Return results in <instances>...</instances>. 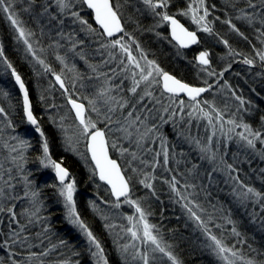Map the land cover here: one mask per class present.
I'll return each instance as SVG.
<instances>
[{"label": "snow or ice", "instance_id": "6c2138e0", "mask_svg": "<svg viewBox=\"0 0 264 264\" xmlns=\"http://www.w3.org/2000/svg\"><path fill=\"white\" fill-rule=\"evenodd\" d=\"M138 2L143 7L136 11L150 14L155 20L148 31L168 27L171 41L178 46L177 56L182 57L180 49L199 44L198 32H203L217 37L233 60L217 72L210 51H200L194 63L198 72L205 74L204 86H193L165 70L137 39L135 33L142 29L133 14L125 15L134 0H25L28 8L24 11L34 8L37 18L47 15L49 23L54 22L59 39L48 46L52 50L48 54L60 66L57 70L46 60L47 49L40 44L43 29L38 35L27 27L14 0H0V13L14 30L16 42L23 45L26 55L39 66L37 74L49 76L50 90L59 91L66 101L67 112L58 114V119L53 116L52 123L64 135L69 150L78 151L79 144L83 143L84 151L80 155L86 161L90 159L92 177L107 186L105 191L110 198H101L99 203L89 201V206L100 213L105 230L110 235L115 234V246L123 264H183L176 251L178 244L166 239L161 227L150 222L153 213L145 207L148 199H158L157 183L165 185L174 196V203L180 205L202 234L204 247L217 264H264V252L248 243L231 212L213 203L209 199L211 192L196 183L201 165L190 161V154L180 149L183 142L198 151L199 160L212 165L207 170L209 180L217 171L224 173L226 182H231L234 200L241 205L259 204L260 212L264 213V191L247 184L238 174L239 169L225 159V149L230 143L253 151L258 144L264 146V117H261L260 128L246 122L243 114L248 111L246 105L250 102L223 80L225 72L236 62V56L242 57L239 62L250 68L257 66L258 57L259 67L264 68V48L253 46L255 55L249 57L233 49L227 39L219 38L212 26L207 0H187L176 14L169 11L172 0ZM230 6L239 8L240 14L234 19L249 25L258 20L261 25L258 38L264 45V0H243V5L235 0ZM178 16L189 18L197 30H189ZM219 19L217 16L216 20ZM66 22L77 27L66 31ZM223 23L247 39L233 19H225ZM129 25H134L133 30H129ZM156 35L165 39L159 32ZM85 37L91 40L87 49ZM62 48L64 54L57 51ZM90 56L99 59L93 63ZM69 58L82 61L87 72H80L76 63L70 66ZM0 65L10 72L22 94V119L39 133L38 166L54 172L58 183L51 187L62 198L65 219L85 238L92 264H110L102 242L77 210L76 181L61 162L53 160L48 138L34 114L25 79L9 60L2 44ZM205 93L209 96H204ZM57 107L55 103L46 106L48 110ZM67 121L71 123L66 124ZM167 129H171V136ZM173 139L177 141L175 146ZM31 148L30 141L16 133L9 111L0 107V253H3L0 264H53L48 258L68 245L64 239L51 241V225L43 214L39 185L33 186L31 170H26ZM257 155L264 159V153ZM178 156L183 157V161L177 159ZM173 162L188 166L173 167ZM260 171L264 173V169ZM137 188L146 190L144 197L134 198ZM100 204L110 209L127 205L134 214L115 213L127 221L117 224L111 222V216L105 214ZM80 254L72 247L64 259L54 264H80L79 260L72 259Z\"/></svg>", "mask_w": 264, "mask_h": 264}, {"label": "trees", "instance_id": "16d2710c", "mask_svg": "<svg viewBox=\"0 0 264 264\" xmlns=\"http://www.w3.org/2000/svg\"><path fill=\"white\" fill-rule=\"evenodd\" d=\"M186 2L187 0H172L169 11L172 14H176L178 10L184 8ZM234 2L235 0H207L210 11L212 12V16L210 17L213 21L212 26L218 33L219 38L227 39L233 49L249 57L254 56L253 46L256 49L264 48V45L261 44L258 38L261 25L258 23V20L256 23L249 25L246 21L234 19L235 16L240 14L239 8L234 9L230 6ZM239 2L243 5V0H239ZM14 3L18 14L26 22L27 27L35 30L38 35L41 29H43L44 35L41 38L40 44L47 49L45 58L59 70L60 66L54 60V57L48 54L52 51L48 46L59 39L55 34L56 27L54 26V22L50 24L47 15L37 18L34 8L30 11H24V9L28 8L25 0H14ZM142 7L138 0H134V4L125 11L126 16L130 13L134 15V18L142 29L135 33L137 39L149 52L151 58L156 59L165 70L173 73L190 85L204 86L203 78L205 74L199 73L194 63L195 57L200 51H210L212 65L217 72L223 70L228 62L233 60V57L228 55V49L219 42L217 37L203 32H198L200 43L196 47L190 50L180 49L179 51L182 53V57L177 56L178 46L174 41H171L168 27L164 26L156 28L154 31H148L147 29L153 26L155 20L150 14L136 11L137 8ZM84 15L88 18L87 11L84 12ZM217 16L220 17L219 20H216ZM177 18L189 30H196L189 18L181 16ZM225 19H233V22L240 28L247 39H243L232 32L223 23ZM66 25V31H72L77 27L75 25H69L67 22ZM133 28L134 25H129L130 31ZM156 32H159L165 39L158 38ZM85 41V47L87 49L88 45L91 44V40L85 37ZM0 44L4 46L9 60L17 68L22 78L25 79L34 114L37 116L40 127L48 138L49 151L53 160L61 162L71 172V178L76 181V188L78 190L75 196L77 210L102 242L110 264H123V260L115 246L116 239L113 234L110 235L105 230V221L102 219L100 213L94 212L89 206V201L95 200L99 203L98 200L101 198H110L105 191L106 186L101 184L97 178L92 177L90 159L86 161L80 155L84 151L83 143L79 144L78 151L69 150L64 142V135L52 123L53 116H57L58 119V114L63 115L67 112L68 106L66 105V101L59 91L50 90L49 76L37 74L39 66L35 65L31 61V58L26 55L23 50V45L16 42L14 30L3 13H0ZM57 51L60 54H64L65 50L62 48ZM89 59L91 62L96 63L99 57L90 56ZM234 59L236 62H233L230 70L225 72L223 80H226L236 90L237 94L243 96L246 101L250 102L246 105L248 111L243 114V118L254 128H260L261 117H264V68L259 67L258 57L256 61L257 66L251 68L239 62L242 57L236 56ZM68 63L70 66L72 63H76L80 72H87L86 65L82 61L77 62L75 58H69ZM40 71L42 72V69ZM223 80L220 82L223 83ZM84 83L87 84L88 82L85 81ZM86 90L81 89V91ZM4 92H7L8 95L4 96ZM217 92H219V89H217ZM215 94L213 93V95ZM224 95H228V93H224ZM204 96L208 97L209 94L205 93ZM51 103H55L58 107L48 110L46 106ZM233 103L235 102L233 101ZM0 107H4L9 111L10 119H12L16 126L18 136L28 139L32 144V148L28 150L30 155L28 156L26 170H31V175L34 177L33 186L39 185L42 203L44 204L43 214L48 217L51 225V241L57 242L60 239H64L68 242V245L61 250L63 255L61 252H56L48 259L54 264L56 260L64 259L69 254V249L75 247L81 254L78 257H72V259L79 260L80 264H92L91 258L86 251V242L68 224L64 217V209L56 193V189L51 187V185L57 184L58 182L49 170L38 166L36 157L40 153L39 146L41 143L39 133H36L22 119V94L19 92L18 86L15 85L14 79L10 76V72L6 71L3 65H0ZM70 123L71 121L66 122V124ZM166 132L169 136L172 135L171 129H167ZM200 134L203 135L202 130ZM69 135H71V129H69ZM171 142L174 146L177 143L174 139ZM180 149L190 154V161L197 162L201 165L200 176L196 179V183L202 184L211 192L209 199L213 203L223 205L225 212L230 211L232 218L237 223L238 229L244 234L248 243L253 248L264 252V213L260 212L261 206L253 203L245 205L237 203L231 195V182H226L227 176L224 173L217 171L212 174L213 177L217 176L209 180L207 178V170L212 165H209L205 161H200L198 151H190L189 146L183 142L180 143ZM225 151L227 153L225 159L239 169L238 174L240 177L250 186L264 191V173L260 171L264 169V159H261L257 155V153H264V146L258 144L257 149L253 151L240 147L236 143H230ZM114 157H116V154H114ZM177 159L183 161L184 158L178 156ZM172 166L184 169L188 165L183 162L180 165H176L173 162ZM156 189L158 199L155 197L148 199L145 207L150 208V211L153 213L150 216V220L152 223L161 227L165 238L178 244L176 251L183 264H217L214 256L205 251L202 234L188 220L180 205L174 203L175 198L168 191L167 187L157 183ZM145 193L146 190L143 194L137 195V197L142 198L145 196ZM201 199L203 200V194H201ZM99 206L103 209V204ZM214 231L216 230L214 229ZM83 242L85 243L83 244ZM0 255H3V253H0Z\"/></svg>", "mask_w": 264, "mask_h": 264}, {"label": "rangeland", "instance_id": "374dc122", "mask_svg": "<svg viewBox=\"0 0 264 264\" xmlns=\"http://www.w3.org/2000/svg\"><path fill=\"white\" fill-rule=\"evenodd\" d=\"M194 25V24H193ZM194 27L196 28V25H194ZM169 30V29H168ZM197 30V29H196ZM169 33H170V31H169ZM190 151H196L195 149H191ZM191 153V152H190ZM197 153V152H196ZM47 170H49V172L50 173H52L53 174V176L55 177V174H54V172L51 170V169H47ZM217 174H220V173H217ZM217 176V175H216ZM215 176V177H216ZM213 177V176H212ZM211 177V179H214L215 177H213L212 178ZM77 189V188H76ZM145 190L144 189H142V188H137V190L135 191V193H134V198H136L137 197V195H140V194H143V192H144ZM78 192V190H76V193ZM56 193H57V191H56ZM76 193H75V195H74V199H75V196H76ZM96 199H98V198H96ZM60 200H61V203H62V207H63V202H62V198H60ZM99 201V200H98ZM63 209H64V207H63ZM103 210H104V212H105V214H108L109 216H111V222H115V223H117V224H126L127 223V221L126 220H122V219H120V215H122V216H127V215H133L134 214V210L133 209H131V208H129L127 205H123L120 209H110L107 205H104L103 204ZM115 213H119L120 215H116ZM64 217H65V209H64ZM149 219H150V217H149ZM150 222H151V220H150ZM69 224V223H68ZM70 225V227L71 228H73L75 231H76V233H78L79 235H81L80 233H79V231L76 229V228H74L71 224H69ZM118 230V229H117ZM113 236H114V238L115 239H117L116 238V236H115V234L113 233ZM81 237H83L82 235H81ZM203 237V236H202ZM83 240L85 241V238L83 237ZM116 241V240H115ZM203 241H204V237H203ZM86 242V241H85ZM85 242H83V244L85 243ZM124 241H121V243H123ZM204 243V242H203ZM85 245H86V243H85ZM205 249V251H207V252H209L206 248H204ZM210 253V252H209ZM212 255V254H211ZM213 256V255H212ZM122 258V257H121ZM214 259H215V257H214ZM122 260H123V258H122ZM216 260V259H215Z\"/></svg>", "mask_w": 264, "mask_h": 264}, {"label": "water", "instance_id": "95a60500", "mask_svg": "<svg viewBox=\"0 0 264 264\" xmlns=\"http://www.w3.org/2000/svg\"><path fill=\"white\" fill-rule=\"evenodd\" d=\"M199 38V37H198ZM175 42V41H174ZM198 44H196V45H192L190 48H188V49H183V50H190V49H192V48H194V47H196ZM199 54V53H198ZM62 166H64L63 164H62ZM65 167V166H64ZM70 172V171H69ZM70 176H71V172H70ZM98 179V178H97ZM99 181V180H98ZM100 182V181H99ZM101 184H103L102 182H100ZM104 186H106V185H104ZM107 187V186H106Z\"/></svg>", "mask_w": 264, "mask_h": 264}]
</instances>
